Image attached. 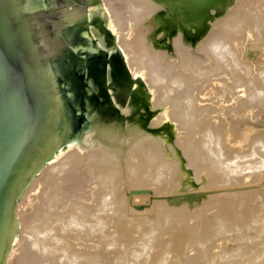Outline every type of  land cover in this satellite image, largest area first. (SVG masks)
<instances>
[{"label":"bare ground","instance_id":"obj_1","mask_svg":"<svg viewBox=\"0 0 264 264\" xmlns=\"http://www.w3.org/2000/svg\"><path fill=\"white\" fill-rule=\"evenodd\" d=\"M165 1L176 2L175 0H165ZM261 1L264 2V0H260V1H258V0L257 1H255V0L254 1L253 0H237L234 3V5L236 4L235 5L236 7L233 5L234 6L233 8L230 7L227 11L225 10L226 13L222 17H219L218 19L215 16L219 15L221 13V11L219 10L218 7L215 8V10L211 13L213 15H211V19H210V21H212L213 18L215 17L214 23H212L213 28H212L211 32L208 34V39L205 37L206 40L201 41V42H203V45L201 42L200 43H201L202 47L204 48V50L206 52H209L212 55L213 59L216 58L215 60H217V61L214 60L215 61L214 62L212 60V58L210 57V61H213V63L210 61L208 63L207 61H208L209 57L204 56L202 58L200 56L202 59L199 58V61L201 60L200 66L203 65V62H205V61L208 63V67H210V71H209V73H210V72L215 70V69L213 70V67L214 68L218 67L217 69L219 71H222L223 66L225 65L226 62L224 63L223 66H222L223 63L220 64V62H222L221 60L224 61L223 56L224 55L226 56V54H227L229 57L231 56V58H232L230 61L233 60L232 62H235V64L233 63L234 65L232 64L233 67L235 66V68H233L231 66V68L234 69L233 70L234 72L237 71V70H235L236 67L239 70L243 69L245 71H247L246 69L249 70V67H255L256 72L253 71V72H255L253 74L254 75L253 79L256 81V83L258 81H259L258 83L261 82L260 86H258L259 84L257 85L255 83V81L253 82V79L251 77H249V78H251L252 80L246 78V81L243 82L244 81L243 79H245L246 76L242 78V77H240V75H241L240 73H239L240 74L239 75L237 73L230 72V70H229L228 71V73L230 72L229 74L226 71H225L226 73H223V74H225L223 79H221L222 76L218 73V74H216V77H218L217 75H219L221 77L220 78L221 80L220 79L217 80L219 77L218 78L215 77L217 81H214V79H213L212 81H214V82H212V81H211L212 83L209 82L208 83L209 86L206 83H203V85L206 84L208 86L207 88H209V92L207 89L206 90L207 92L203 93V91H202L203 87L201 88V86H199V89H197L198 86L196 84L199 82L200 79L198 80V82L195 80L197 83L195 82L196 84L194 83V85L197 86V88L195 86L194 87L196 88L195 91L197 92V97L200 96V97L204 98L205 96H209V97L213 98L215 95V97L217 98V96H216L217 94H215V92L213 90H214V87L215 88H218V87H216L214 85L224 83V87H225V84H226V86H230L229 84H234L235 85V86H233L234 90L236 88H238L239 85H240V87H243V88H241V90H243L244 87L247 90V91L244 90V93H246L245 96H244V94L243 95L241 94V96H243V99H239L236 101V99H237L236 98L235 100H233V105L235 104L234 101H236L237 102L236 106L239 105L240 110L242 109L241 112H244L243 111L244 108H241L242 106H240V104L244 105L243 104L245 102L244 100L251 101V103L249 105H251L252 103L255 104L257 102L260 103L262 93L264 92L261 88V84H264V12L262 11L263 14L261 13V10H264V8L262 9V6L264 5V3L262 2V4H260L259 2H261ZM103 3H104L103 5H105V7H106V12H107L108 17L110 16V19L113 20L112 21L113 25H110L111 23L108 24V25H110L109 28H111L113 26L112 28L115 27L117 30H120V32H122V33H120L118 31V33H120L118 36V43L122 47V49L124 50V52L126 54L127 63L130 66V67L128 66L129 69L135 73V72H137V70H139L138 72H140V68H143L145 73H146L145 76L147 77V80H148V81L146 80V82L149 83L148 85H150V84L151 85H157L161 89L162 95H167V97L170 96L168 91L171 88L167 86L169 84L166 85V84H163V82L167 78L170 77V76L167 77V75H168V73L172 74V72H173L172 68L174 66H176V68L179 65H180V68L182 67L181 63H184L183 57L187 56V54H185V53H187L189 50L187 48H184L185 45L183 46L180 43H178L179 41L177 42V40H174L173 42L176 41L175 45H174L176 50L175 49L174 50L177 52V53H175V54H177L176 55L177 59L173 60L171 57V60H170V57H169V59H167L166 58L167 56L165 55V53L162 50H159V49L155 50L154 49L152 33H153V27L156 25V23H158V17L154 14V12L159 10V9H164L166 7L165 3H161L160 1H157V0H103ZM176 3L183 4L184 2H182V0H181V1L176 2ZM185 4L187 6L186 8L188 9L187 12H190L189 19L188 18L187 19L189 21L197 20V22L194 21V23L196 24V26L199 29H201L204 26H207L206 24L202 25V23H199L198 20H200L201 22H205L204 18H206V15H205L204 10L207 9L208 6L204 5L202 7H198L197 4L195 5L192 3L191 7H190L187 3H185ZM256 4L257 5L259 4V5L254 6ZM249 5L252 6L251 9H253V10L256 9V11L258 13L255 10L253 11L249 7H247ZM239 6L241 7V10L244 9L245 7H247L250 10V12L248 13L249 10L246 9L247 13L245 15L241 14V17L239 16L240 18H238L237 17L238 15H236V11H237V8H238V11H240ZM254 7H256V8H254ZM94 8H95V6H94ZM258 8L260 9V13L262 14V16H260V17H257V16H259L258 15L259 11L257 10ZM170 9L174 10V9H176V7H170ZM198 11H203L202 12L203 17L197 15ZM246 11H243L242 13H244ZM251 11L255 12V13H252ZM250 13L252 16L249 15ZM254 14H256V15L254 16ZM94 15H95L94 18L96 19V22H97V28H100L99 26L101 25V23L102 24L104 23L103 17L99 15V13L97 12V9H96V12H94ZM182 21L184 22V19ZM102 35L105 38L110 37L111 32H109L108 30H105ZM179 36L177 37V39L179 38ZM224 38H225V40L222 41V39H224ZM219 40H220V42L221 41H222V43L226 42L225 44L228 43L231 46H232V44L237 43L236 44L237 46L235 44H234L235 46L233 45V47H237V48H235V50L234 49L230 50L233 47H231L229 45L227 46L224 44H223L224 46L220 45L221 46L220 47L219 46V44H220ZM105 42H106V40H105ZM238 44H239V46H238ZM198 46L200 47V45H198ZM199 47H197V49ZM228 47H231V48L229 49ZM124 52H123V54H124ZM189 52L191 53L193 51H189ZM199 52H200V48H199ZM194 53H196V52H194ZM203 53L205 54V52H203ZM257 53L258 54L261 53V54L259 55L260 56L259 58L255 59L256 58L255 54H257ZM196 54L192 53V55H196ZM198 56H199V54H197V57ZM225 56H224V58L227 57V56L226 57ZM189 58H190V55H189ZM195 59H198V58H195ZM240 59L241 60L249 59V61L250 60H253V61H250L251 63H249V65H247L248 62L244 65L245 62L241 63ZM186 60H191V58L190 59L186 58ZM194 60H192L191 62H193L192 65L195 66ZM195 61H197L199 63L198 60H195ZM188 62L189 61H187V63ZM191 62H190V64H191ZM207 63H204V64L207 65ZM210 63L213 64V67H211L212 65L211 66L209 65ZM228 63L226 64L227 68H228V66H227ZM236 63H238V64H236ZM185 65L183 67H186ZM192 65L191 66L188 65V68L192 67ZM206 65H205V67H207ZM113 66L117 67L116 73L119 75V76L116 75L115 80H118L119 77H121V79H124L123 78L124 75L121 74L123 66L121 65L119 58L115 57V59L112 62L111 68ZM220 66H222V69L220 68ZM183 67L181 69H183ZM202 67L203 66H201L199 68L200 70H198V71H201L200 72L201 74L203 72L202 70L206 71L205 67H203L204 69ZM188 68H186L187 72L188 71L191 72L193 69V67L190 68V70H188ZM194 68H196V67H194ZM224 68H225V66H224ZM174 70H175V67H174ZM207 70H209V69L207 68ZM218 70L215 72H219ZM177 71H176V74H173L171 76L175 75V77H176ZM182 71H184V70H181V75L183 73ZM190 72H188V73H190ZM195 72L193 71V73H195V78H196L197 77L196 75L200 74V73H197V71H195ZM173 73H175V72H173ZM220 73L222 74V72H220ZM247 73H248V71H247ZM178 74H179V71H178ZM187 74L186 75L184 74V75L187 76ZM244 74H245V72H244ZM244 74H242V75H244ZM181 75H180V77H181ZM202 75L206 77V75H204V74H202ZM202 75H200V77ZM183 76H182V78H183ZM191 76H192V74H191ZM193 76H194V74H193ZM207 76H209V74ZM187 78H189V80H187V83L186 82L185 83L187 85H188V82H189V84H191L190 83V79H191L190 76L185 77L184 80H186ZM202 78L200 81L205 82L206 79L204 81ZM208 78L209 77H207V81H208ZM174 79H176V82L178 81V84H180L181 81H180V79H178V76H177V78H174ZM248 80L250 82H248ZM241 81L243 83H246V86H248L247 87L248 89L246 88V86H243L244 84L241 86V84H242V83L240 84ZM166 82H164V83H166ZM174 82L175 81H172V78H171V81L168 83H174ZM235 83H239L238 87H236L237 84H235ZM175 85H176V83H175ZM191 85H193V84H191ZM182 86H183V84H182ZM190 86H188V87H190ZM158 87H157V89H158ZM194 87L193 86L191 87L192 90L190 88L188 89V91L190 90L192 92V94H195V92L193 91ZM185 88H186V85H185ZM153 89H155V88H153ZM157 89L155 91H157ZM218 89H220L219 91H223L221 88H218ZM183 91H185V90H183ZM186 91H187V88H186ZM186 91H185V94L188 93ZM233 91L230 87L228 88V96H229L228 98L229 99H230V97L231 98L234 97ZM240 91H239V93H240ZM191 92H189V93L191 94ZM181 93L183 94V92H181ZM218 93H220V92H218ZM185 94H183V95H185ZM220 95H218V96H220ZM237 96H238V94H237ZM182 97L184 98V96H182ZM244 97H246V98L244 99ZM222 98H220V99H222ZM262 98H264V97H262ZM182 99L180 101H182ZM193 99H195V98H193ZM220 99H218V101H220ZM224 99L225 98H223V100ZM183 100H184V103L186 101L187 104L185 103V105L186 106L188 105L186 108L189 109L188 110L189 112L188 111L185 112L184 109H186V108H184V107H183L184 109L181 108V110L183 109V111H181L179 108L180 104H176L172 110V113L169 114V116L171 115L172 120L174 122L176 121L181 126L180 127L177 124L179 127V130H183V131L186 130V132L183 133V137L179 138L177 141L173 140V142H175L173 144H175V145L177 143H178V145L180 144V148L176 147L178 145H176V146L173 145L174 147H176V149L179 148V150L170 151L172 149H169V153H165L162 150V146H164V144H165L164 142H166V141H164V139L160 140V139L153 138L151 135L146 134L145 131L141 130V128L138 126L130 129V130H132V132H134V133H132L133 135L128 133L129 134L128 136L131 138L127 139V140L124 139L125 141L122 143L123 138L122 137L120 138L121 135H118L115 138L111 136L114 132V130H112L113 128L112 129L109 128L111 126L96 127V125H95L87 133L86 137L84 138V140L82 142H79L53 168H51L36 184H34L30 188V191H32V190L35 191V189H38V188L40 189L41 187L43 188V187L47 186L46 187V190H47L48 185L45 186L44 182L46 181V183H47L48 180H50L51 185L54 184L56 186L57 184H55V183H58V184H60V186H64L65 188L67 187L68 189H70V191H68V194H67V192H66V194L68 196L70 195L69 198L71 200H72L71 195L75 192V196L78 197V200L80 199L81 204L76 209H75L76 206L74 205L75 206L73 208V209H75L74 211H71L69 208L70 212L66 213L69 215L67 217L64 215V217H66V218H65V222L63 224H62V222L60 223V220H58V219L56 220V221H59V223L57 222V224L60 225V227L58 225L59 233L57 232L58 233L57 236L54 234L50 235L52 237L49 239V241L47 239L46 242H44L46 237L48 238L47 234H50V231H51L50 228L49 229H47L48 227L46 229L43 228L42 229L43 232H41L38 229L36 231L35 228H37V226L35 227V225H33V224H36L37 220L36 221L34 220L35 222L33 224H28V226L31 225L30 228L35 227L34 231H33V228L31 230L30 228H27V226H26L27 230L30 229L31 231H33L32 232L33 234L31 233L28 236L31 235V236H34V238L29 237V239L31 241L28 242L29 239L27 240L28 237L26 236L27 237L26 240L30 244L28 245V243L27 244L25 243L26 247H24V248H22L23 246L21 247L23 249L22 250L23 251L22 257L23 258H21L22 259L21 262H23L22 264H46V263L48 264L50 262V260H54V259H56L58 261L57 264H95V262H98V261H100V259H102V257L100 258L98 256L99 252L97 250H96V252L98 254L93 251V249L95 250V248L98 247L95 245L99 241H100L99 243L103 244L102 245L103 247L101 246V248H102V250H101L102 253L100 252L101 254L104 253V255H105V253L107 251L106 254L108 256V253H110L113 248H115L114 253L115 252L120 253V254H117L120 256H118L117 258H115L113 260L114 264H124V263H121V261H120V259L122 258L121 256H123V255H125V256L128 255L131 257L130 259H132V262L130 264H146V263H149L150 261H152L151 263H153V264L155 262H156V264L157 263L165 264L166 259L169 257V255L172 252H176L177 249L180 246H182L181 245L182 240H184V242L187 241V243H188L187 237L192 236L191 235L192 232L190 230L187 231V229L192 228L191 224L193 223L192 221H193L195 216L197 217V216L201 215V217L202 216L204 217V215L206 213L207 214H208V212L210 213V220L206 221L205 217H204V219H205V222L207 223L208 227L210 228V231L212 229H214L213 231H211L212 233H209V236L216 237L217 239H219V235H221V237H223L226 233L230 232L231 228L237 229L239 227L245 226V221L243 219H240L241 217L236 215V214H238L237 211H235L236 213H232L234 211L232 210L233 204L231 203V201H233V197L235 200L237 197L240 198L241 196L246 195V194H241V193H245L243 191V189H242V191L240 190L241 192L238 191L239 186L241 187V185H243V184L246 187H248V191H249V188L252 187L251 191H249V192H254V197L258 196L257 198L258 199L260 198V200H259L260 202L257 199V202H259L257 204H259V205L261 204V205L259 206V208H257L258 210L257 209L256 210L260 215L264 216V188L261 189V187H260V189H259V187H258L259 190H256V189L253 190L254 185H255L254 187L256 188L258 184L262 183V182H260L256 185V182L260 181L259 179H260L261 175L263 174L261 168L264 167V142H263L264 136H262V138L259 136H258L259 138H256L257 135L253 136V135H255V133L253 135H251L249 132V134L251 136H253L252 142H251V144H252V146H251L252 155L249 154V155L253 156V157L249 156V158H253V159H251L250 162H249V160H247V162H249V163H247L246 161L243 160L245 157V154L248 155L247 152L244 153L243 151H242L243 154L241 156V159L246 163H243L242 160L240 159V157H239L241 155L240 153H239L240 155L238 156V158L241 161L238 160V158L236 159V157L238 155L237 153H234L230 156V157H232L233 155L237 154L236 157L234 156V159L232 157V160H231L230 157L229 158L225 157L230 153H228V154L223 153L222 151H224V148L220 147L222 139L225 138L224 135H226V133H227L226 131H228V133L230 132L228 129L226 131L225 130L223 131L224 126L222 128L220 123L222 121H224V119H225L222 117L224 115L223 111H225V108H227V109L233 108V106L231 105V102H230L231 106L228 105L229 108H228V106H226L227 104L225 103L222 107H219V110H216L218 105L216 106L215 109L213 108L214 110L213 109L212 110H205L204 107L206 105L203 106L202 108L201 107L198 108V106L196 105V108H194V106H195L194 105L195 103L193 102L194 100H192L189 97V94H187V96H185V98ZM209 100H211L213 102H217L214 99L213 100L209 99ZM209 100L204 99V101H207V103ZM249 101H247V102H249ZM176 102H179V98H178V100H176ZM201 102H203V101H200V103ZM223 103H224V101L222 102V104ZM227 103H228V101H227ZM254 104L252 106H254ZM183 105H181V107ZM245 105H246V103H245ZM208 106L209 105H207L206 108H208ZM236 106L234 108L238 109V107H236ZM252 106H251L252 109L255 108ZM247 107H249V106H247ZM256 107H258V106L256 105ZM259 107H260V105H259ZM261 107L263 109L264 105ZM211 108L212 107H210V109ZM247 109H245V112ZM227 111H225V117L228 114H230ZM230 111H232V110H230ZM235 111H238V110H235ZM256 111H258V110L256 109ZM183 112H185V113H183ZM248 112H249V110H248ZM258 112H257V114H258ZM263 112H264V110H263ZM234 113L236 114L237 112H234ZM241 114H243V113H241ZM257 114H255V115H257ZM231 116H232V114H231ZM233 116H235V115H233ZM237 116H239V115H237ZM221 117L223 118L222 120H221ZM244 118L247 119V117H244ZM251 119L252 118H250V120ZM256 119H257V117H256ZM256 119H253V120H256ZM227 122H228V120H227ZM231 122L232 121H230L229 123L231 124ZM230 124H228L227 126H229ZM232 125H234V124H232ZM232 125H230V126H232ZM235 126H237V125L235 124ZM235 129H237L238 131H236V130H234V131L239 133L240 129H238V126ZM231 130L233 131V129H231ZM232 131H231V133H232ZM255 131H256V129H255ZM211 133H213L212 136H211ZM261 133L258 135H261ZM209 135L212 137L211 139H209ZM236 135H238V134H236ZM242 135L243 134H241V136ZM245 135L247 136L248 132ZM230 136H231V134H230ZM239 136H240V133H239ZM239 136H237V138ZM226 137H227V135H226ZM233 137H234V135H233ZM228 138H229V135H228ZM237 138H236V140L234 139V141H237L236 143L238 144V139L241 140V138H238V139ZM247 138H248V136H247ZM225 140L226 139H224V141ZM229 140L233 141L232 136L230 137ZM208 141L212 142L214 144V147H213V149H209L206 153H204V149H205L206 143ZM194 144L196 146H194ZM166 145L168 147H166ZM166 145H165V148H166V150H168L167 148H169L170 146L168 144H166ZM226 146H225V148H226ZM221 148L223 150H221ZM228 150L231 151L230 149H228ZM236 150L237 149H235V151ZM187 153L189 154V159L192 158L193 160H199L201 162L207 161V158L211 160V162H204V163L200 164V166L202 168H200V169L198 168L196 170L199 174V177H204L205 172H207V174H208L210 168L215 169L217 174L221 175L222 177H224V175H223L224 173L229 174L228 179L226 181H223V179L219 180L217 178H212L215 183L223 184V185L227 183V187L225 186L226 189L225 190L221 189L220 186H218L217 190L212 191V187L215 184L212 185L211 183H209L206 187L209 186V188H211V189L208 188L209 190L206 192L205 191L197 192L196 190L191 191L190 188L185 184V181L183 180V176L186 174V172L183 170V168H186V166L181 165L179 163V161H177L178 158H179V160L182 159V157H183L182 155H184V154L186 155ZM249 153H251V152L249 151ZM243 155H244V157H243ZM245 160H246V158H245ZM258 161L261 162L262 165L257 170V175L253 178L252 175L255 172L254 163L258 162ZM168 171L173 173V177L170 176V178H166V174L168 173ZM245 175H248L251 178L252 182L256 181L255 184L254 185L252 184V186L250 185V187L247 186L246 184H248V181H246L244 179ZM263 177L264 176H262V178ZM52 181L55 183H53ZM47 184H49V183H47ZM249 184H251V183H249ZM51 185H49V186H51ZM236 187H238V188L235 189ZM144 188L147 189L146 190L147 192H145V193H144L145 190H142ZM48 189H50V187ZM131 189H134L136 191H133V190L131 191ZM244 190L247 191V188H244ZM30 191L28 190L27 193H29ZM55 191L57 192V190H55ZM127 191H128V198L126 195ZM225 191H226V193H224ZM63 192H64V190H63ZM69 192H71V194H69ZM140 192H142V193H140ZM50 193H51V191H50ZM52 193H53V191H52ZM237 193H240V194H237ZM32 195H33V193H32ZM54 195H55V193H54ZM27 196L31 197V194L30 195L28 194L25 197H27ZM48 196L49 195H47L46 198ZM68 196H66V197H68ZM60 197L63 198V196H60ZM148 197H150L149 201H151V203L153 202V197H157V199H155V201H154V206L158 209V211H157L156 215L153 216V219L151 221H149L151 224L141 225L145 221L143 219L134 218V216L131 219L123 217L124 216V215H122L123 211L126 209H128L129 211H133V213L131 212V214H135V210H134L135 204L136 205H138V204L142 205L141 202H145L144 199L145 198L147 199ZM247 197H249V196H247ZM251 197H252V195H251ZM254 197H252L251 199H253ZM239 198L237 200H239ZM26 199L28 200V198H26ZM26 199H25V201H26ZM54 199H55V197H54ZM58 199L60 200L61 198H58ZM45 200H47V199H45ZM75 200H77V199H75ZM249 200H250V198H249ZM253 200H251L250 202H253ZM147 202H148V199H147ZM238 202L239 201H237V203ZM58 203H62V202H58ZM90 203H92L93 205L92 206L88 205ZM62 204H64V203H62ZM78 204H79V202H78ZM118 204L123 205V208L120 209ZM48 205H49V203H48ZM69 205L71 207L72 204H69ZM145 205H146V203H145ZM42 206H44V205H42ZM57 206H59V205H57ZM238 206H239V204H238ZM223 207H225V208L226 207H230V208L232 207V208L229 211H227V209H226V211H224V209L222 210ZM235 207L236 206H234V208ZM53 208H56V207H53ZM44 209H47V208L44 207ZM52 209L50 208V210H52ZM42 210H43V208H42ZM65 210H67V208ZM234 210H236V209H234ZM238 210L240 211V209H238ZM56 211L58 213V209ZM40 212H42V211H40ZM44 213H46V212H44ZM230 213L234 214L233 219L231 217L232 214H230ZM255 213L256 212L254 211V214ZM58 214H60V213H58ZM44 215L45 214H43V217H44ZM54 215L55 214H53V216ZM125 215H127V214H125ZM57 216L58 215H56V217ZM257 216L258 215H256V217ZM107 217H109L111 224L109 223V220ZM44 219L46 220V218H44ZM260 219H263V218H260ZM39 220H40V222L42 221L41 225L45 224L43 222V219L42 220L39 219ZM249 220L251 221V219H249ZM22 221H21L22 225L25 226L23 224L24 221L23 222ZM201 221H202V219H201ZM55 222H54V224H56ZM258 222L260 223L259 220H258ZM261 222H263V221H261ZM251 223H254L253 220ZM48 224H50V223H48ZM203 224H205V223H203ZM23 226H21V228ZM49 226H51V225H49ZM110 226H111V230L108 228ZM145 226H151V228H150L151 231L149 230L150 233H149V231H146L143 228ZM201 226L202 225H200V227ZM22 229H23L22 231L24 232V230H25V233H26V229H24V228H22ZM106 229H109L108 232L105 231ZM112 229H114L113 231L116 230L115 234H114V232H112ZM130 229L131 230L135 229L136 234H131V235L128 234ZM185 229L187 232H183ZM205 229H203L204 232H206ZM215 230H219V232L215 233ZM27 232H29V231H27ZM109 232H110V234H109L110 237L107 236V234H106ZM207 232H206V234H207ZM52 233H53V231H52ZM26 235H27V233H26ZM203 235L207 236V235H205V233ZM209 236H207V237L209 238ZM94 237H96V238L94 239ZM92 239H94V243H96V244L93 243ZM98 239H99V241H97ZM207 240L208 239H206V243H207ZM202 242H203V240H202ZM202 242H200V243L201 244L205 243V242H203V243ZM208 242L210 243V241H208ZM20 243H22V242H20ZM101 244H99V246ZM184 244L185 243H183V246H184ZM214 246L215 245H213V247ZM98 250H99V248H98ZM108 250H110V251L108 252ZM215 250H217V249H215ZM182 253H184V252L182 251ZM176 254H179V253H176ZM181 254H179V255H181ZM20 256H21V254H20ZM20 256H18L19 260H20V258H19ZM105 256H103V257L105 258ZM16 258H17V256H16ZM16 261H18V260H16ZM98 263H100V262H98ZM167 264H169V263H167Z\"/></svg>","mask_w":264,"mask_h":264},{"label":"rangeland","instance_id":"obj_2","mask_svg":"<svg viewBox=\"0 0 264 264\" xmlns=\"http://www.w3.org/2000/svg\"><path fill=\"white\" fill-rule=\"evenodd\" d=\"M93 1V2H92ZM157 1H160L161 3H165V8L164 9H159V10H157V11H155L154 12V14L158 17V23H156V25L153 27V33H152V38H153V46H154V49L155 50H162L164 53H165V55L167 56L166 58L167 59H169V57H170V60H171V57H172V59L173 60H176L177 59V54H175V53H177L175 50V42H173L174 40H177V42L178 43H180L181 45H185L184 46V48H187L189 51H193V52H187V53H185V54H187V56H185V57H183V62L185 63H187V61H189L186 65L184 64V63H181L182 64V67L185 65L186 67H183V69H181L180 68V65L176 68V66H174L175 67V70L177 71H179V74H178V71H177V75H176V77H175V75L174 76H171V75H173V74H176V71L174 70V67L172 68L173 70V72H175V73H173L172 71V74L171 73H168V75H167V77H169V78H167L164 82H166L167 80V82L166 83H164L163 82V84H169V85H167L168 87H170L169 89V91H168V93L170 94V96H168L167 97V95H162L161 93H162V91H161V89L157 86V85H148L149 83H147L146 82V80H147V77L145 76L146 75V73H145V71H144V69L143 68H140V72H138L139 70H137V72H133V71H131L130 69H129V64L127 63V60H126V54H125V52H124V50L122 49V47L119 45V43H118V36H119V34L120 33H122V32H120V30H117L115 27L114 28H109V26L110 25H113V23H112V19H110V16L108 17V15H107V12H106V7H105V5H103L104 3H103V0H80V3H81V6H82V8H83V11H84V13H85V15H86V18H87V20H88V23H89V25H90V28H91V30H92V32H93V35H94V37H95V40H96V42H97V45H98V47H99V49H100V52H101V54H102V57H103V59H104V62H105V64H106V66H107V69H108V71H109V81H110V96H111V109H110V111L96 124V127H102V126H111V127H109V128H113L112 130H114V132H113V134L111 135L112 137H117L118 135H121L120 136V138L122 137L123 139H122V143L125 141V140H127V139H130L131 137H129L128 135L129 134H132V133H134V132H132V130H130L131 128H133V127H136V126H138V127H140L141 128V130H143V131H145V133L146 134H149V135H151L153 138H155V139H160V140H163L164 139V141H166V142H164L165 144H164V146H162V150L165 152V153H169V149H172V150H170V151H175V150H179V148H180V144L178 145V143L176 144V145H178V146H176L175 144H173V143H175V142H173V140H175V141H177L179 138H181V137H183V133H185L186 132V130H179V127H178V123L175 121H173L172 120V117H171V115L169 116V114H171L172 113V110H173V108H174V106L176 105V104H180L179 106V108H180V110H181V108H186L187 106L185 105V103H186V101H185V103H184V98H185V96H187V94H189V97L192 99V100H194L193 102L195 103L194 105V108H196V105L198 106V108H202L203 106H207V105H209L208 106V108H206V106L204 107V109L205 110H212L213 108L215 109L216 108V106L218 105V107H217V109L216 110H219V107H222L225 103L227 104L226 106H228V105H230V102H231V105L233 106V108L236 106V101L237 100H239V99H243V96H241V94L243 95L244 94V96H245V94L246 93H244V90H246L245 89V87H244V89L243 90H241V88H243V87H240V85H239V87H238V84L239 83H235V84H237V86L236 87H238V88H236L235 90L233 89V86H235L234 84H229L230 86H226V84H225V87H224V83H221V84H218V85H214V86H216V87H218V88H221L223 91H219L220 89H218V88H215L214 86V92H215V94H217L216 96H217V98L215 97V95H214V97L216 98H212V97H209V96H205L204 98L203 97H200V96H198L197 97V92L195 91L196 90V88H197V86H198V88L197 89H199V86H201V88L203 89H201L202 91H203V93L204 92H207L206 90L208 89V92H209V88H207L208 86H209V82L210 83H212V82H214V81H217V80H219L221 77L219 76V75H217L218 77H216V74H220L221 76H222V78L221 79H223V77H224V75L225 74H223V73H228V71L230 70V72H234L233 70L234 69H232L231 68V66L233 67V65L235 64V62H232V61H230L232 58H231V56L229 57L227 54H226V56L228 57H226L225 55V57L226 58H224V56H223V59H224V61L223 60H221L222 62H220V64L221 63H223L222 64V66L224 65V63H225V68H224V66H223V69H222V66H220V68L222 69V71H219L216 67L214 68L213 67V61L216 59H213V57H212V55L209 53V52H206L205 50H204V48L202 47V45H203V42H201V41H205L206 39H205V37L208 39V34L211 32V30H212V26H213V24L212 23H214V18L216 17L217 19L219 18V17H222L225 13H226V11L231 7V8H233L235 5H234V3L237 1V0H218V1H216L213 5H211V6H208V8L207 9H205L204 11H205V15H206V18H204L205 19V22H201L200 20H198L199 21V23H202V25H207V26H204V27H202L201 29H199L197 26H196V24L194 23V21H196L197 22V20H192V21H189L188 19H189V16H190V12H187L188 11V9L186 8L187 6H186V4L185 3H187L190 7H191V4H192V1L191 0H182V2H184L183 4H180V3H176V2H179V1H181V0H175L176 2H173V1H165V0H157ZM254 1V0H253ZM255 1H257V0H255ZM258 1H260V0H258ZM262 2L263 1H261V2H259L260 4H262ZM264 3V2H263ZM234 5V6H233ZM247 5V4H246ZM245 5V6H246ZM259 5V4H258ZM257 4L256 5H254V6H258ZM94 6H95V8H94ZM251 5H249V6H247V7H249L250 9L252 8V6L250 7ZM264 6V5H263ZM262 6V9L264 8ZM170 7H176V9H170ZM219 8V10L221 11V13L219 14V15H216L215 13V17L213 18V20L212 21H210V19H211V15H213V14H211L214 10H215V8ZM236 7V6H235ZM244 7V6H243ZM247 7H245L244 9H242L241 10V7L239 6V10L240 11H238V8H237V11H236V15H238L237 17L238 18H240L241 17V14L242 15H245L246 13H247V11H246V9H248ZM260 7V6H259ZM91 8V9H90ZM95 10H94V9ZM105 8V9H104ZM167 8V9H166ZM254 8H256V7H254ZM96 9H97V12L99 13V15L100 16H102L103 17V21H104V23L102 24L101 23V25L99 26L100 28H97V22H96V19L94 18L95 17V15H94V12H96ZM226 10V11H225ZM249 10V9H248ZM251 10H253V9H251ZM255 11H256V9H254ZM253 10V11H254ZM258 11H259V16H257V17H260V16H262V11L264 12V10H261V13H260V9L258 8L257 9ZM243 11H246V12H244V13H242ZM203 11H198V13H197V15L198 16H202V13ZM250 12V10L248 11V13ZM252 12V11H251ZM257 12V11H256ZM239 13V14H238ZM252 13H255V12H252ZM258 13V12H257ZM256 13V14H257ZM256 14H254V16L256 15ZM261 14V15H260ZM249 15H251V13L249 14ZM240 16V17H239ZM252 16V15H251ZM253 16V17H254ZM203 17V16H202ZM175 18V19H174ZM188 18V19H187ZM184 19V22L182 21ZM210 21V22H209ZM251 22V21H250ZM111 23V24H110ZM211 23V24H210ZM108 24H110V25H108ZM191 26V27H190ZM105 30H108L109 32H111V35H110V37H103V32L105 31ZM118 31L120 32V33H118ZM181 34V35H180ZM180 35V36H179ZM179 36V38L181 39H177V37ZM155 37V38H154ZM202 39V40H201ZM204 39V40H203ZM105 40H106V42H105ZM225 40V38L224 39H222V41H224ZM181 41V42H180ZM222 41L220 42V40H219V42H220V44H219V46L221 45V46H224V45H229L228 43L227 44H225L226 42H224V43H222ZM202 43V45H201V43ZM224 44V45H223ZM235 44V43H234ZM234 44H232V46L231 45H229V46H231V47H233V45ZM237 44V43H236ZM235 44V45H236ZM197 45V46H196ZM198 45H200V47L198 46ZM234 45V46H235ZM220 46V47H221ZM237 46V45H236ZM238 46H239V44H238ZM196 49H195V48ZM197 47H199L200 48V52H199V48L197 49ZM202 47V48H201ZM231 47H228L229 49L231 48ZM235 48H237V47H233V48H231L230 50H232V49H234L235 50ZM175 49V50H174ZM196 50V51H195ZM202 50V51H201ZM204 50V51H203ZM233 50V51H234ZM175 51V52H174ZM198 51V52H197ZM123 52H124V54H123ZM194 52H196L197 54H199V56L197 57V54L196 53H194ZM203 52H205V54L203 53ZM192 53L193 54H196V55H192ZM204 55H203V54ZM207 53V54H206ZM190 55V58H191V60H186V58L187 59H190L189 58V55ZM258 54V53H257ZM255 54V56H256V58L255 59H257V58H259L260 56V54ZM209 55V56H208ZM195 56V57H194ZM203 58L204 56L205 57H209L208 58V63H209V61H210V57L212 58V60L213 61H210V62H212V63H210L209 65L211 66V67H213V70L214 71H212V72H210L209 73V71H210V67H208V63L205 61V62H203V65H201V66H203V67H205V65L206 64H204V63H207V67H205V69H206V71L205 70H202L203 72H202V74H204V75H206V77L205 76H203L200 72L201 71H198V70H200L199 68L201 67L200 66V61H199V58H201V57ZM262 56V55H261ZM115 57L116 58H119L120 59V62H121V65L123 66V68H122V71H121V74H123L124 76H123V78L124 79H121V77H119L118 78V80H115V77H116V75H118L117 73H116V69H117V67L116 66H113L112 68H111V65H112V62H113V60L115 59ZM194 57V58H193ZM195 58H198V59H195ZM201 58V59H202ZM198 60L199 61V63L197 62V61H195V60ZM192 60H194V64H195V66L194 65H192V63L193 62H191ZM215 61H217V60H215ZM214 61V62H215ZM243 61V62H242ZM250 61H253V60H250ZM249 61V59H243V60H241L240 59V62L241 63H244V65L247 63V65H249V63H251ZM190 62H191V64H190ZM219 62V61H218ZM229 62V63H228ZM228 63V68L226 67V64ZM234 63V64H233ZM197 64V65H196ZM230 64V65H229ZM233 64V65H232ZM236 64H238V63H236ZM240 64V63H239ZM253 64V63H252ZM188 65H192V67H193V69H192V73L190 72V71H188V72H190V73H188L187 72V70H186V68H188ZM129 66V67H128ZM189 66V67H190ZM253 66V65H252ZM192 67H190V68H192ZM194 67H196V68H194ZM198 67V68H197ZM202 67V68H203ZM190 68H188V70H190ZM207 68L209 69V70H207ZM219 68V69H220ZM233 68H235V66L233 67ZM248 68V67H247ZM184 70V71H182L185 75L187 74V76L189 77L190 76V83L191 84H193V85H191V84H189V82H188V85L186 84L187 83V80H189V78H187L186 80H184V78L185 77H187V76H185L183 73H182V75H181V70ZM197 69V70H196ZM204 69V68H203ZM212 69V68H211ZM252 69V70H251ZM219 71V72H215V71ZM224 70V71H223ZM235 70H237V71H235L234 73H237V74H244V72H245V74L244 75H240V77H245V79H243L244 81L243 82H245L246 81V78L247 79H253L254 78V73L256 72V70H255V67H249V70L248 69H246L247 71H248V73H247V71H245V70H243V69H237V67H236V69ZM243 70V71H242ZM144 71V72H143ZM193 71L195 72V71H197V73H200V74H197L196 76V78H195V73H193ZM226 71V72H225ZM240 71V72H239ZM253 71H255V72H253ZM220 72H222V74L220 73ZM229 72V73H230ZM242 72V73H241ZM143 73V74H142ZM145 73V74H144ZM228 73V74H229ZM191 74H192V76H193V74H194V76L192 77L191 76ZM209 74V76H207ZM180 75H181V77H180ZM184 75V76H183ZM200 75H202L201 77H200ZM211 75V76H210ZM235 75V74H234ZM238 75V76H239ZM119 76V75H118ZM177 76H178V79H180V84H178V81L176 82V79H174V78H177ZM182 76H183V78H182ZM199 76V77H198ZM248 76V77H247ZM253 76V77H252ZM203 77V78H202ZM207 77H209L208 78V81H207ZM214 77V78H213ZM218 78L217 80H216V78ZM249 77H251V78H249ZM171 78H172V81H175L174 83H168V82H170L171 81ZM182 78V79H181ZM201 78L205 81V79H206V81L205 82H202V81H200L201 80ZM212 78V79H211ZM126 79V80H125ZM170 79V80H169ZM194 79V80H193ZM200 79V80H199ZM211 79V80H210ZM214 79V81H212ZM220 79V80H221ZM251 79V80H252ZM198 82V80H199V82L197 83L196 81ZM148 81V80H147ZM184 81V82H183ZM194 81V82H193ZM212 81V82H211ZM255 80L253 79V82H254ZM186 82V83H185ZM197 84H196V83ZM242 81L240 82V84H241V86L243 85V86H246V83H243ZM248 82H250L249 80H248ZM259 82V81H258ZM256 83V81H255V83L258 85V86H260V83ZM175 83H176V85H175ZM194 83L197 85V86H195L194 85ZM203 83H206V84H204L203 85ZM171 84V85H170ZM178 84V85H177ZM182 84H183V86H182ZM202 84V85H201ZM185 85H186V88H187V91H186V88H185ZM191 85V86H190ZM221 85V86H220ZM263 85V86H262ZM156 86V87H155ZM176 86V87H175ZM178 86V87H177ZM182 88H180V87ZM188 86H190V87H188ZM194 87L193 88V91L195 92V94H192V92L189 90L188 91V89L190 88L191 90H192V88L191 87ZM205 86V87H204ZM232 86V87H231ZM157 87H158V89H157ZM173 87V88H172ZM230 87L231 89H232V91H233V93H234V97H230V99L228 98L229 96H228V88ZM248 86H246V88H247ZM153 88H155V89H153ZM178 88V89H177ZM185 88V89H184ZM206 88V89H205ZM227 88V89H226ZM261 88H262V90L264 91V84H261ZM157 89V91H155ZM160 89V90H159ZM213 89V88H212ZM248 89V88H247ZM183 90H185L186 92H188L187 94H185V91H183ZM200 90V91H201ZM205 90V91H204ZM241 90V91H240ZM161 91V92H160ZM183 92V94H185V95H183L181 92ZM217 91V92H216ZM239 91H240V93H239ZM247 91V90H246ZM245 91V92H246ZM262 91V92H263ZM172 92V93H171ZM189 92H191V94L189 93ZM193 92V93H194ZM218 92H220V93H218ZM243 92V93H242ZM168 94V95H169ZM174 94V95H173ZM221 94V95H220ZM237 94H238V96H237ZM162 95V96H161ZM192 97H191V96ZM199 95V94H198ZM202 95V94H201ZM218 95H220V96H218ZM182 96H184V98L182 97ZM195 96V97H194ZM225 96V97H224ZM183 99H182V98ZM209 97V98H208ZM225 98L224 100H223V98ZM247 97V96H246ZM246 97H244V99L246 98ZM262 97H264V92L262 93V96H261V99H260V103L259 102H257V103H255L258 107H256V105L254 104V103H252L251 105H249L250 103H251V101H249V100H244L245 102L243 103L244 105H241L240 104V106H242L241 108H244L243 109V111L244 112H241L242 111V109L240 110V107H239V105L238 106H236V107H238V109L237 108H234L235 110H238V111H235L233 108L232 109H230L229 108V106H228V108L230 109V110H232V111H230L229 109H227V108H225V111H227L228 113H230V114H228L226 117H225V111H223L224 113V115L222 116L223 118H225L224 119V121H222L220 124H221V126H222V128H223V126H224V128H223V131L225 130H229L230 132L228 133V131H226L225 133H226V135H227V137H226V135H224V139H226L225 141H224V139H222V142H221V145H220V147H223L224 148V151H222L223 153H230V154H226L227 156H225V157H230L232 154H234V153H237V154H235V155H233L232 157H233V159H234V156L236 157V155H237V157H236V159L238 158V156L240 157V159H241V156H242V154H243V152L244 153H248V155L247 154H245V157H244V155H243V157H244V161H246L247 162V160H249V162H250V160L251 159H253V158H249V156H251L252 155V151H251V146H252V144H251V142H252V138H253V136H256V138H259V137H261L262 138V136H264L263 134H264V112H263V110H264V107H263V109H262V107L261 106H263L264 105V98H262ZM168 98V99H167ZM178 98H179V102H176V100H178ZM193 98H195V99H193ZM200 98V99H199ZM220 98H222V99H220ZM228 98V99H227ZM237 98V99H236ZM182 99V101H180ZM202 99V100H201ZM204 99H214L215 101H217V102H213V101H211V100H209L208 101V103H207V101H204ZM218 99H220V101H218ZM236 99V101H234V105H233V100H235ZM196 100V101H195ZM198 100V101H197ZM228 101V103H227V101ZM231 100V101H230ZM200 101H203V102H201L200 103ZM224 101V103L222 104V102ZM247 101H249V102H247ZM259 101V100H258ZM176 102V103H175ZM213 102V103H212ZM182 103V104H181ZM245 103H246V105L247 106H249V107H247L246 105H245ZM262 103V104H261ZM184 104V105H183ZM187 104V103H186ZM254 104V106H252ZM181 105H183L182 107H181ZM230 105V106H231ZM259 105H260V107H259ZM244 106V107H243ZM251 106L252 107H255V108H251ZM210 107H212L211 109H210ZM183 108V109H184ZM197 108V109H198ZM248 108V109H247ZM183 109L181 110V111H183ZM203 109V110H204ZM213 109V110H214ZM227 109V110H226ZM245 109H247L246 110V112H245ZM256 109L259 111H256ZM189 109L188 108H186V109H184V111L185 112H187ZM215 110V111H216ZM234 110V111H233ZM248 110H249V112H248ZM214 111V112H215ZM256 111V112H255ZM262 111V112H261ZM185 112H183V113H185ZM189 112V111H188ZM217 112V111H216ZM234 112H237L236 114L237 115H239V116H237ZM257 112H258V114H257ZM241 113H243V114H241ZM246 113V114H245ZM255 115V114H257V115H253V114ZM261 115H260V114ZM231 114H232V116H231ZM233 115H235V116H233ZM253 115V116H252ZM212 116V115H211ZM237 116V117H236ZM249 116V117H248ZM251 116V117H250ZM259 116V117H258ZM261 116V117H260ZM263 116V117H262ZM221 117V120L223 119ZM244 117H247V119L246 118H244ZM256 117H257V119H256ZM234 120H233V119ZM236 118V119H235ZM250 118H252L251 120H250ZM238 119V120H237ZM249 119V120H248ZM253 119H256V120H253ZM227 120H228V122H227ZM232 121L231 122V124L229 123L230 121ZM242 120V121H241ZM246 122H245V121ZM236 122V123H235ZM260 122V123H259ZM230 124V125H232V124H234V125H232V126H227L228 124ZM178 124V125H177ZM235 124L238 126V129H240L239 130V133H240V136H241V134H243L241 137L239 136V133H237L236 131H238L237 129H235L237 126H235ZM263 124V125H262ZM262 125V126H261ZM180 126V125H179ZM178 127V128H177ZM181 127V126H180ZM226 127V128H225ZM230 129H229V128ZM233 127V128H232ZM240 127V128H239ZM231 129H233V131L234 130H236V131H232ZM243 129V130H242ZM246 129V130H245ZM255 129H256V131H255ZM261 129V130H260ZM263 129V130H262ZM116 130V131H115ZM198 130V129H197ZM248 130V131H247ZM231 131H232V133H231ZM246 131V132H245ZM253 131V132H252ZM131 132V133H130ZM212 132V131H211ZM247 134V132H248V138H247V136L244 134ZM249 132H250V134L251 135H253L254 133H255V135H253V136H251L250 134H249ZM262 132V133H261ZM129 133V134H128ZM257 133V134H256ZM261 133V135H258V134H260ZM212 134L213 133H211V136H212ZM230 134H231V136H232V139H233V141H230L229 139H230ZM236 134H238V135H236ZM87 135V134H86ZM86 135L82 138V140L80 141V142H82L83 140H84V138L86 137ZM133 135V134H132ZM228 135H229V138H228ZM233 135H234V137H233ZM236 135V136H235ZM210 135H209V139H211L212 137H211ZM237 136H239L238 138H241V140H239L238 138H237ZM245 136V137H244ZM259 136V137H258ZM251 137V138H250ZM236 138L238 139V144L236 143L237 141H234V139L236 140ZM244 138V139H243ZM247 140H246V139ZM125 139V140H124ZM196 139V138H195ZM228 139V140H227ZM249 139V140H248ZM263 139H264V137H263ZM262 139V140H263ZM251 140V141H250ZM247 141V142H246ZM250 141V142H249ZM263 142H264V140H263ZM232 143V144H231ZM235 143V144H234ZM246 143V144H245ZM166 144H168L170 147L169 148H167L168 150H166V148H165V145ZM230 144V145H229ZM234 144V145H233ZM251 144V145H250ZM173 145H175L176 147H179L178 149H176V147H174ZM224 145V146H223ZM227 145V146H226ZM242 145V146H241ZM194 146H196L195 144H194ZM225 146H226V148H225ZM230 148H229V147ZM234 146V147H233ZM166 147H168L167 145H166ZM213 147H214V144L212 143V142H210V141H208L207 143H206V146H205V149H204V153H206L209 149H213ZM238 147V148H237ZM241 147V148H240ZM164 148V149H163ZM228 149H230L231 151H229ZM235 149H237L236 151H235ZM247 149V150H246ZM221 150H223L222 148H221ZM251 152V153H249V151ZM168 151V152H167ZM227 151V152H226ZM234 151V152H233ZM243 151V152H242ZM240 153V154H239ZM249 154H251V155H249ZM224 155V154H223ZM183 157H182V159H180L179 160V158H178V160L177 161H179V163L181 164V165H184V166H186V168H183V170L186 172V174L183 176V180L185 181V184L190 188V190L191 191H194V190H196L197 192H200V191H208L209 189H211V188H209V186L208 187H206L209 183H211L212 185L213 184H215L213 187H212V191H215V190H217L218 189V186H220V188L221 189H226L225 188V186L227 187V183L226 184H218V183H215L214 182V180L212 179V178H217V179H219V180H222L223 179V181H226L227 179H228V176H229V174H226V173H224L223 175H224V177H222L221 175H219V174H217V172L215 171V169H213V168H210L209 169V173L207 174V172H205V175H204V177H199V174H198V172L196 171L198 168L200 169V168H202L201 166H200V164H202V163H204V162H211V160L210 159H208L207 158V161H199V160H193L192 158L191 159H189V154L187 153L186 155L184 154V155H182ZM247 156V157H246ZM232 157H230L231 158V160H232ZM251 157H253V156H251ZM245 158H246V160H245ZM239 158H238V160H240ZM242 160V159H241ZM240 160V161H241ZM242 160V162L243 163H246V162H244ZM249 162H247V163H249ZM175 163V162H174ZM176 164V163H175ZM262 165V163L261 162H255L254 163V169H255V172L253 173V175H252V177L254 178L256 175H257V170L260 168V166ZM188 168V169H187ZM262 169V172H263V174L261 175V177H260V181L259 182H256V185L258 184V183H260V182H262L261 184H258L257 185V187L255 188L254 186V184H255V182H252L251 181V178L248 176V175H245L244 176V179L246 180V181H248V184H246L247 186H249L250 187V185L252 186V184L254 185L253 186V190H259L260 189V187H261V189L262 188H264V177L262 178V176H264V167H262L261 168ZM170 176L171 177H173V173L172 172H170V171H168V173L166 174V178H170ZM50 180H48V182L47 183H49V184H47L46 183V181L44 182L45 184V186L46 185H48V188L50 187V189H48L47 188V190H46V187H41L39 190L38 189H35V191H30V189H29V191L31 192H29V193H25L22 197H21V200H20V203H19V206H18V210H17V213H16V231H15V234H14V237H13V239H12V241H11V243H10V246H9V248H8V251H7V253H6V256H5V259H4V262H3V264H15L16 262V264H22L23 262H21V258H23L22 256H23V249L22 248H24V247H26L25 245L28 243V242H30L31 240L29 239V237H33L34 238V236H28L29 234H31L33 231H34V228L37 226V228H35L36 229V231H37V229L38 230H40L41 232H43V228L44 229H46L47 227V229H51V231H50V234H47V236H48V238L46 237V239L44 240V242H46V240L48 239V241H49V239L52 237V236H50V235H58V233H59V231H58V229H59V227H60V225L59 224H57V222L59 223V221H56L57 219L58 220H60V223L62 222V224L65 222V218L69 215V214H66L67 212L69 213L70 212V210L71 211H74L78 206H80V199L78 200V197L77 196H75V192L71 195V198H72V200L69 198L70 197V195L68 196L67 194H68V191H70V189H68L67 187L65 188L64 186H60V184H58V183H55V182H53V183H55V184H57L56 186L54 185V184H52L51 185V181L49 182ZM249 183H251V184H249ZM49 185H51V186H49ZM244 186V187H243ZM61 187V188H60ZM65 189H64V188ZM243 187V188H242ZM258 187H259V189H258ZM57 190V192L54 190ZM209 188V189H208ZM238 187H236L235 189H237ZM244 188H247V191H248V187H246L244 184L243 185H241V187L239 186V190L238 191H242V189H243V191L245 192V193H241V194H246L247 196H249V197H247L246 195H243V196H241L240 198L239 197H237L235 200H234V197H233V201H231V203L233 204L232 205V210L234 211V212H232V213H236L235 211H237V213L238 214H236L237 216H239V217H241L240 219H243L244 221H245V226H242V227H239V228H237V229H234V228H231L230 229V232H228V233H226L223 237H221V235H219V239H217L216 237H212V236H209V233H212L211 231H213L214 229H212L211 231H210V228L208 227V225H207V223L205 222V219H204V217L206 218V221H209L210 220V213L208 212V214L206 213L205 215H204V217L202 216L201 217V215H199V216H195L194 217V219H193V225L191 224V226H192V228H189V229H187V231H191L192 232V236H189V237H187V240H188V243H187V241H185L184 242V240H182V243H181V245L182 246H180L178 249H177V251L176 252H172L170 255H169V257L166 259V263L165 264H167V263H169V264H264V216L263 215H260L258 212H257V208H259V206L261 205H259V204H257V203H259L260 201V198L258 199L256 196L254 197V192H249V191H251V189H252V187H250L249 188V191L247 192L246 190H244ZM59 189V190H58ZM46 190V191H45ZM61 190V191H60ZM63 190H64V192H63ZM67 190V191H66ZM136 191V190H134V189H131V191ZM142 190H145L144 191V193L145 192H147L146 190L147 189H142ZM252 190V191H253ZM50 191H51V193H50ZM52 191H53V193H52ZM60 191V192H59ZM240 191V192H241ZM44 192V193H43ZM46 192V193H45ZM49 192V193H48ZM66 192H67V194H66ZM32 193H33V195H32ZM43 193V194H42ZM48 193V194H47ZM54 193H55V195H54ZM58 195H57V194ZM61 193V194H60ZM127 194V198H128V191L126 192ZM139 193V192H138ZM140 193H142V192H140ZM224 193H226V191L224 192ZM30 195L31 194V197L29 196H27V197H25L26 195ZM45 194V195H44ZM53 194V195H52ZM60 194V195H59ZM69 194H71V192H69ZM237 194H240V193H237ZM42 195V196H41ZM47 195H49L47 198H46V196ZM251 195H252V197H254L253 199H251L252 197H251ZM41 196V197H40ZM58 196V197H57ZM60 196H63V198L62 197H60ZM66 196H68V197H66ZM54 197H55V199H54ZM66 197V198H65ZM74 197V198H73ZM77 197V198H76ZM151 197V196H150ZM150 197H148L147 199H148V202H147V199L145 198L144 200H145V202H141L142 203V205H140V204H138V205H136L135 204V207H134V210H135V214H131V212L133 213V211H129L128 209H126V210H124L123 211V214L122 215H124L123 217H126V218H128V219H131V218H133V216H134V218H138V219H143L145 222L144 223H142L141 225H148V224H151L149 221H151L152 219H153V216H155L156 215V213H157V211H158V209L154 206V201H155V199H157V197H153V202L151 203V201H149L150 200ZM247 197V198H246ZM260 197V196H259ZM26 198H28V200L26 199ZM49 198V199H48ZM58 198H61L60 200L58 199ZM239 198V200H237ZM249 198H250V200H249ZM25 199H26V201H25ZM31 199V200H30ZM45 199H47V200H45ZM57 199V200H56ZM74 199V200H73ZM75 199H77V200H75ZM257 199H258V201L259 202H257ZM30 200V201H29ZM62 200V201H61ZM69 200V201H68ZM197 200V199H196ZM251 200H253V202H250ZM46 201V202H45ZM50 201V202H49ZM76 201V202H75ZM237 201H239L238 203H237ZM242 201V202H241ZM256 201V202H255ZM49 203V205H48V203ZM57 202V203H56ZM58 202H62V203H64V204H62V203H58ZM78 202H79V204H78ZM125 202V201H124ZM248 202V203H247ZM255 202V203H254ZM262 202V201H261ZM43 203V204H42ZM52 203V204H51ZM68 203V204H67ZM77 203V204H76ZM145 203H146V205H145ZM148 203V204H147ZM251 203V204H250ZM54 204V205H53ZM62 204V205H61ZM66 204V205H65ZM69 204H72L71 205V207H70V205ZM237 204V205H236ZM238 204H239V206H238ZM256 204V205H255ZM42 205H44V206H42ZM57 205H59V206H57ZM76 207H75V206ZM87 205V204H86ZM88 205H93L92 203H90V204H88ZM119 205V208L121 209V208H123V205H121V204H118ZM254 205V206H253ZM258 205V206H257ZM66 206V207H65ZM90 206V207H91ZM234 206H236L235 208H234ZM44 207L45 208H47V209H44ZM53 207H56V208H53ZM60 209H59V208ZM64 207V208H63ZM75 207V209H73ZM245 207V208H244ZM42 208H43V210H42ZM50 208L52 209V210H50ZM67 208V210H65ZM69 208H70V210H69ZM230 207H223L222 208V210L224 209V211H226V209H227V211H229L230 209H231ZM58 209V213H60V214H58L57 213V210ZM63 209V210H62ZM234 209H236V210H234ZM238 209H240V211L238 210ZM249 209V210H248ZM257 209V210H256ZM50 210V211H49ZM62 210V211H61ZM128 210V211H127ZM40 211H42V212H40ZM53 211V212H52ZM62 213H61V212ZM65 211V212H64ZM127 211V212H126ZM239 211V212H238ZM254 211L256 212L255 214H254ZM44 212H46V213H44ZM250 212V213H249ZM45 214L44 215V217H43V214ZM51 213V214H50ZM232 213H230V214H232ZM258 213V214H257ZM53 214H55L54 216H53ZM125 214H127V215H125ZM42 215V216H41ZM56 215H58L57 217H56ZM63 215V216H62ZM64 215L66 216V217H64ZM233 215L234 214H232V219H233ZM242 215V216H241ZM254 215V216H253ZM256 215H258L257 217H256ZM41 216V217H40ZM61 216V217H60ZM36 217V218H35ZM253 217V218H252ZM256 217V218H255ZM44 218H46V220L44 219ZM62 218V219H61ZM108 218V220H109V223H110V219H109V217H107ZM106 218V219H107ZM199 218V219H198ZM248 218V219H247ZM258 218V219H257ZM260 218H263V219H260ZM39 219H43V222L45 223V224H43V225H41V222H40V220ZM51 219V220H50ZM201 219H202V221H201ZM208 219V220H207ZM249 219H251V221L249 220ZM24 222H23V221ZM36 221V224H33L35 221ZM39 220V221H38ZM56 222H55V221ZM199 220V221H198ZM249 220V221H248ZM252 220H253V222L254 223H251L252 222ZM258 220L260 221V223L258 222ZM21 221L23 222V224L25 225V226H23L22 225V223H21ZM30 221V222H29ZM46 221V222H45ZM261 221H263V222H261ZM40 222V223H39ZM50 223V224H48V223ZM54 222L56 223V224H54ZM205 223V224H203V223ZM256 222V223H255ZM258 222V223H257ZM28 224H33V225H35V227L33 228V231H31L32 230V228H30V226L31 225H29L28 226ZM111 224V223H110ZM202 225L201 227H200V225ZM262 224V225H261ZM39 225V226H38ZM46 225V226H45ZM49 225H51V226H49ZM53 225V226H52ZM58 225H59V227H58ZM199 225V226H198ZM207 225V226H206ZM21 226H23L22 228H24V229H26V233H27V235H26V233H25V230H24V232L22 231L23 229L21 228ZM26 226H27V228H30L29 230H27V228H26ZM41 226V227H40ZM56 226V227H55ZM152 226V225H151ZM151 226H145V227H143L146 231H149L150 230V228H151ZM205 226V227H204ZM41 229H40V228ZM53 227V228H52ZM56 228V229H55ZM110 230H111V226L110 227H108ZM207 230H206V229ZM109 229H106L105 231L106 232H108V230ZM186 229L183 231V232H187L186 231ZM203 229H205V231L207 232L208 230L210 231H208L207 232V234H206V232H204V230ZM114 229H112V232H114V234H115V232H116V230L115 231H113ZM27 231H29V232H27ZM39 231V232H40ZM52 231H53V233H52ZM134 231V232H133ZM151 231V230H150ZM150 231H149V233H150ZM40 232V233H41ZM58 232V233H57ZM138 232V231H137ZM182 232V233H183ZM217 232H219V230H215V233H217ZM56 233V234H55ZM205 233V235H207V236H209V238L207 237V236H204L203 234ZM33 234V233H32ZM107 234V236H109L110 237V232L109 233H106ZM113 234V233H112ZM111 234V235H112ZM128 234H136V230L135 229H130V231L128 232ZM138 234V233H137ZM203 235V236H202ZM28 238H27V237ZM95 236V235H94ZM206 237V238H205ZM26 238H27V240L29 239V241L27 242V240H26ZM32 238V239H33ZM96 237H94V239H95ZM94 239H92V241H93V243H94ZM205 239V240H204ZM206 239H208L207 240V243H206ZM200 240V241H199ZM202 240H203V242H205V243H203L202 242ZM96 241V240H95ZM97 241H99V239L97 240ZM96 241V242H97ZM208 241H210V243L208 242ZM212 241V242H211ZM20 242H22V243H20ZM100 242V241H99ZM98 242V243H99ZM200 242H202L203 244H201ZM19 243V244H18ZM26 243V244H25ZM92 243V244H93ZM97 243V244H98ZM183 243H185L184 244V246H183ZM215 243V244H214ZM22 244V245H21ZM30 243H28V245H29ZM94 244H96V243H94ZM95 245V246H98V247H94L95 248V250L93 249V251L95 252V253H97L96 252V250L99 252V254H98V256L101 258L102 257V259H100V261H98V262H100V263H98V262H95V264H114V262H113V260L115 259V258H117L118 256H120V255H117V254H120V253H118V252H115L114 253V249L115 248H113L112 250H111V254L110 253H108V256H107V251H106V253H105V255H104V253L103 254H101L102 252H101V250H102V248H101V246L103 245V244H101V243H99V244H101L100 246H99V244L98 245ZM19 245V246H18ZM48 245V244H47ZM213 245H215L214 247H213ZM23 246V247H22ZM94 246V245H93ZM22 247V248H21ZM103 247V246H102ZM217 247V248H216ZM21 250H20V249ZM98 248H99V250H98ZM101 248V249H100ZM211 249V250H210ZM215 249H217V250H215ZM16 250V251H15ZM19 250V251H18ZM184 252V253H182V251ZM21 251V252H20ZM110 250H108V252H109ZM18 252V253H17ZM101 252V253H100ZM15 253V254H14ZM114 253V254H113ZM176 253H179V254H181V255H179V254H176ZM20 254H21V256H20ZM179 255V256H178ZM10 256V257H9ZM16 256H17V258H16ZM18 256H20L19 258H20V260L18 259ZM103 256H105V258L103 257ZM178 256V257H177ZM107 257V258H106ZM122 258L120 259V261H121V263H124V264H130L131 262H132V259H130L131 257L130 256H128V255H123V256H121ZM54 259V258H53ZM16 260H18V261H16ZM16 261V262H15ZM20 261V262H19ZM54 261V262H53ZM19 262V263H18ZM57 260L56 259H54V260H50V262L48 263V264H57ZM152 261H150L149 263L150 264H153V263H151ZM154 262V261H153ZM149 263H146V264H149ZM47 264V263H46ZM154 264H156V262L154 263ZM157 264H159V263H157Z\"/></svg>","mask_w":264,"mask_h":264},{"label":"water","instance_id":"obj_3","mask_svg":"<svg viewBox=\"0 0 264 264\" xmlns=\"http://www.w3.org/2000/svg\"><path fill=\"white\" fill-rule=\"evenodd\" d=\"M110 109L109 71L79 0H0V264L21 197Z\"/></svg>","mask_w":264,"mask_h":264}]
</instances>
